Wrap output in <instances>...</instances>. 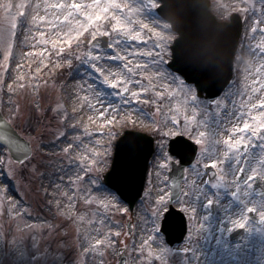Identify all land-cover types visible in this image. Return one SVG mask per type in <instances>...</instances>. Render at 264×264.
Masks as SVG:
<instances>
[{
  "label": "rangeland",
  "instance_id": "rangeland-1",
  "mask_svg": "<svg viewBox=\"0 0 264 264\" xmlns=\"http://www.w3.org/2000/svg\"><path fill=\"white\" fill-rule=\"evenodd\" d=\"M210 1V11L218 20H226L229 12H240L244 32L234 64L237 80L224 95L203 101L195 98L193 88L165 66L169 60L168 46L175 35L157 17L156 0H124L123 3L120 0H0V109L12 113L10 121L27 135L32 145L31 158L21 165L13 163L0 148V152H4L0 154V165L4 169L0 171V264H117L119 249L126 255L125 264H139L135 261L133 241L140 249L144 246L140 241L147 243L153 239L148 233L159 232L160 220L167 208L164 207L154 221L149 219L154 215L151 200L159 198L152 189L153 184H159L165 195L169 194L166 183L169 169L161 170L157 177L154 166L159 151L157 144L162 143L167 153V139L174 135L160 141L155 129L175 132L170 123L164 127L174 115L181 121L187 116L198 132H204L205 142L199 144L197 150L202 155L209 146L211 152L205 158H197L192 168L184 171L183 192L175 207L193 216L186 240L169 249L159 233L153 242L159 252L150 245L144 249L145 253L151 250L153 255L161 256V259H153L152 264H264V226L258 228L243 222L247 208L252 205L260 204L259 210L264 212V198L257 201L250 196V178L254 175L251 173L264 178L260 147L263 134L259 136L255 153L245 157L238 155L235 148L230 149L232 152L227 156L223 155L229 139L233 144L246 143L245 128L254 123L249 119L255 117L252 115L256 112L254 105L264 99V0L259 3L256 0ZM95 15L103 16V20H93L94 25L109 21L110 27L105 32L109 33L108 47L102 49L86 43L80 51H75L78 48L65 50L63 53H68L59 58L62 52L59 47H68L70 39H77L79 32L83 38L90 27L88 20ZM10 36H16L13 43L9 41ZM89 36L91 40L92 35ZM51 47L58 54L49 52ZM64 67L69 70L59 73L55 81V73ZM19 80L23 83L18 84ZM118 84L121 94L125 88L130 92L143 90L150 97L170 98L171 106L165 100L157 113L155 106L142 104L147 119L121 112L113 128L104 127L98 110L89 111L87 104L119 108L124 98L112 88ZM171 107L180 113L172 112ZM65 116L69 117L67 122ZM186 126L191 128L192 124ZM184 127L181 124V133ZM73 128L79 131L74 132ZM58 129H63L59 135L67 133L65 140L60 141L55 135ZM128 129L154 137L157 151H153L154 156L148 162L144 192L131 214L126 204L112 194L118 199L120 210L127 214L110 210L106 213L108 223L95 230L119 232V242H114V247L106 254L105 249L100 248L85 257L88 248L82 249V245H95L104 238L88 237L94 231L89 221L96 217L69 219L76 216L77 211L66 203L72 200L73 193L65 185L75 180L77 174L83 175L77 162L84 164L88 160H81L86 153L77 148H72L67 156L62 150L71 147L69 142L82 132L117 133L114 137H92L102 145H110V148L90 149L101 156L107 154L94 173L102 179L111 162L113 143ZM183 135L189 137L186 133ZM189 138L198 139L195 135ZM85 145L91 147L87 140ZM223 158L229 159L227 166L218 167L217 178L207 183L202 171L204 165ZM240 171H243L242 179L237 182ZM209 184L210 188L206 189ZM211 200L214 203L206 207L205 202ZM98 203L105 201L98 200ZM84 208L81 204L79 210L82 212ZM204 208L207 213L202 212ZM216 208L222 210L221 217H217ZM128 224L132 226L131 235ZM237 224L245 226L242 241L230 243L227 234L238 227ZM146 225L148 233L143 231ZM100 256L104 257L102 262Z\"/></svg>",
  "mask_w": 264,
  "mask_h": 264
},
{
  "label": "snow or ice",
  "instance_id": "snow-or-ice-1",
  "mask_svg": "<svg viewBox=\"0 0 264 264\" xmlns=\"http://www.w3.org/2000/svg\"><path fill=\"white\" fill-rule=\"evenodd\" d=\"M123 83V82H120ZM138 88L140 86H137ZM113 89L116 90L118 96H123L124 102L121 104L119 108H113L110 105L103 104L101 106L100 103H91L87 104V108L89 111H97L99 112V118L104 121V127H108L109 129L113 128L115 122L117 119L120 118V113L124 112L125 114H131L136 115L141 118L147 119V113L144 110V107L141 105H148V106H155L154 110L159 113L160 107L165 100H167L171 106V99L168 97H155V96H149V94L143 90H139L136 92H130L127 88L123 90V94H121V88L118 85L112 86ZM107 109V111H105ZM172 112L179 114L180 111L174 107H171L170 109ZM58 114L63 115V113H60L58 111ZM111 117V118H109ZM69 117L65 116V122H67V119ZM135 123V121H132ZM152 123H156L155 120L151 121ZM168 123H170L173 128L176 129L175 132H169V131H163L161 128L155 129V132L159 135L160 141H163L164 138L170 136V135H178V134H187L189 137H192L195 135L198 137V139L194 140V143L201 144L205 142V133L204 132H198L197 127L194 126L195 124L192 121H189L187 119V116H184L183 121H181L178 118V115L170 116L168 119V122L164 125L166 128ZM189 123L192 124L191 128H188L186 125ZM181 124H184L185 127L183 128L182 133L179 131L181 130L180 126ZM63 131V129H58L55 135L58 136V139L65 140L67 138V133L65 132L64 135H59V133ZM73 131H79V129L73 128ZM245 131H247V127L245 128ZM175 133V134H174ZM241 133H236L237 136H239ZM261 134H264L262 132ZM13 135L16 136V139L18 140V143L16 145V149L13 152L11 149H9L6 152V155L11 157L12 160H15L16 163H27L26 157L28 156V153L25 152V149L29 147L28 143L23 141L22 138L18 137L15 133ZM99 135L100 137L104 138L105 136L114 137L117 135L114 131L111 133H88V132H82L80 135L74 136L73 139L69 142L71 144V147L62 150L65 155H69L72 151V148H77L81 150L82 152L86 153V155L81 156V160L87 158L88 162L81 164L80 161H78V165L80 166V172L83 175L77 174L75 180H69L67 185L65 187L69 188V192L73 193V198L71 201H67L66 197H61L66 200V203L71 206V209L76 210L77 214L74 217H70V220H77L78 217L83 218H90V217H96L95 219H90V224L93 227L94 231L90 232L88 234V237L90 238L92 235H95L97 239L104 238L103 242L95 244V245H88L84 244L83 247H87L88 251L85 253V257L91 255L92 251L94 249H105V254L108 250H110L112 247H114V242L118 243V237L121 233L116 232L115 234H112L111 232L104 233L100 231H96L95 229L98 226H102L108 223V220L106 218V213L110 210H119L121 211V206H119L118 199L113 197V193L117 194L120 197L124 196L123 191L121 188L114 182H111L109 180V177L112 176V174L117 170L118 162L119 165L123 168H125V165L134 162L139 158V156L145 151H158L157 155V162L154 166V171L159 177L161 174V170L163 169H169L172 167V165L175 163L173 161L172 156L168 153H165L163 144H157V149H152V141H145V137L148 134H142L140 132L133 133L129 130H125L123 135L120 136L119 141L116 142V155L112 157V164L111 167L108 169L106 173L103 174V179H100L99 176L94 175L96 169L100 167L104 163V160L106 158V153L104 156H101L99 152H91L90 149L92 148H110V145H102L99 143L100 140H93L92 137ZM83 137V139H82ZM130 137H135L134 139H130ZM4 135H0V139H3ZM85 140H87L88 145L91 147H88L85 145ZM240 143V142H237ZM227 144V150L223 154L224 156H227L229 152H232L230 149H235L236 144H233L232 139H229L226 141ZM244 146L242 143H240V149H242ZM4 152H0V154H3ZM119 158V161H118ZM182 160V158H181ZM94 161V162H93ZM219 164L220 161H219ZM205 168L210 169H217L218 163L212 162L210 165H205ZM126 169V168H125ZM0 171H4L3 166L0 165ZM243 173H241L242 175ZM223 177L221 176V179ZM70 186V187H69ZM152 189L156 192V195L159 197L158 199L151 200V213H154V215H150L149 219L153 220L155 219V216L159 215V212L163 210L164 207L168 208V211L164 213L165 217L172 212L173 207L171 206V195H165L164 189L160 188L159 184H153ZM45 195H48L46 192ZM151 195V192H149V196ZM83 196V199L81 200L80 197ZM17 197V196H16ZM162 198V199H160ZM98 200H104V204L98 203ZM167 202V203H166ZM85 205V208L81 212L79 210L80 205ZM64 205H61L63 207ZM89 209H94V211H89ZM122 215H126V211H121ZM80 222L83 223V219H80ZM242 226V225H241ZM143 231L145 233H148L147 225L144 227ZM162 231V230H160ZM129 234H132V226L129 224ZM148 235H153L154 238L149 240L147 243H144V241H140L141 244H143V248L137 249V244L135 240L133 241L132 247L134 250L135 255V261H138L139 264H152L153 259H161L160 255H153L152 251L149 250L147 253H145L144 249L148 248L150 245L154 246V240L159 235V232H155L153 230L152 233H148ZM107 241L105 243L104 241ZM156 248V247H155ZM157 249V248H156ZM159 252V250L157 249ZM143 257V259H141ZM103 256H100L101 262L103 261ZM150 258V259H149ZM135 264V262H134Z\"/></svg>",
  "mask_w": 264,
  "mask_h": 264
},
{
  "label": "water",
  "instance_id": "water-1",
  "mask_svg": "<svg viewBox=\"0 0 264 264\" xmlns=\"http://www.w3.org/2000/svg\"><path fill=\"white\" fill-rule=\"evenodd\" d=\"M196 4L200 5V23H196L194 25L193 31L189 27V22L187 19H182L179 14H176L174 9V2H171V5H166L163 0V5H161L160 13H164L165 10H168L169 16L172 18L173 21H175L176 27H173L174 30H176L179 33V38L175 40L174 46L171 47L172 50V59L171 64L169 65L170 68H174L175 71L179 72V74L184 75L188 81H193L196 84H203L205 81L209 80L212 75L215 74L214 68L212 65L214 63L212 62V59L204 60L206 63V66L208 67H202L201 70L197 71L194 68H191L189 72H185L186 68L185 66L180 63L178 67L175 66L176 61V55L178 51L185 48L186 50L189 49L190 46H185L187 40L190 41V39H194L198 42H201L202 40H205L206 42H212L217 37L229 38L232 37L233 40V46L227 50L223 54L224 58L221 60L222 64H226L230 62L231 54L235 49V46L238 40V37L240 35V27H239V21L235 17V15L231 16V21L229 23H222V24H216L212 16L208 14L207 8L208 4L205 0H195ZM237 20V21H236ZM238 23V24H237ZM227 40V39H226ZM208 45H197L196 48L193 47L191 49H208ZM203 58H206V56H210L212 53L209 54V52L205 51L202 53ZM209 60V61H208ZM203 62V63H204ZM229 67L228 66H222L220 68V86L224 85L227 81V78L229 77ZM200 94V92H198ZM15 133L10 126L5 123L0 117V135H4L3 139H0V142L4 145H6L9 149H11L13 152L16 149V145L18 143V140L16 139V136L13 135ZM16 134V133H15ZM17 135V134H16ZM18 136V135H17ZM19 137V136H18ZM135 137H130V139H134ZM120 139V138H119ZM119 139L117 141H119ZM147 141H152L151 138L145 137V141H141L142 143ZM181 143L184 144L187 148H190L189 150L192 152L191 156L186 158L185 153L183 154L180 149L177 147V144ZM29 145V144H28ZM152 147V145H151ZM193 147L188 144V142L181 137H177L174 140L169 141V149L167 152L170 153L171 156H175L179 159V164L175 165L173 164L171 167V171L168 173L169 177V185L171 189V203H173L180 192V181L182 179L183 169L186 165L191 163L193 153H194ZM25 152L28 153V156L30 155V148H26ZM113 155H116V143H115V149ZM152 155V151L145 150L137 160L134 162H130L125 165V168L121 167L118 162L117 170L112 174V176L109 177V180L111 182L116 183L121 190L124 193L123 197H120L124 202H126L129 206V209L131 210L133 205L135 204L136 200L140 197V194L143 189V182L144 177L147 169V162L149 161L150 157ZM26 157V158H27ZM182 158V160H181ZM119 161V158H118ZM112 164V163H111ZM111 167V166H110ZM185 220L183 218V215L179 213L176 210H172L170 214H168L166 217L164 215V218L162 220L161 225V232L165 235L166 241L169 243V245H173L174 243H179L182 241L184 234H185ZM240 233V232H239ZM238 240V238H237Z\"/></svg>",
  "mask_w": 264,
  "mask_h": 264
}]
</instances>
